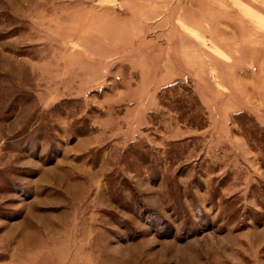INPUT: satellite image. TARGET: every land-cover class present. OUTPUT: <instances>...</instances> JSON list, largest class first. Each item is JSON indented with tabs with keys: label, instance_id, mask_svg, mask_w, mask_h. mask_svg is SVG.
<instances>
[{
	"label": "rangeland",
	"instance_id": "rangeland-1",
	"mask_svg": "<svg viewBox=\"0 0 264 264\" xmlns=\"http://www.w3.org/2000/svg\"><path fill=\"white\" fill-rule=\"evenodd\" d=\"M0 264H264V0H0Z\"/></svg>",
	"mask_w": 264,
	"mask_h": 264
}]
</instances>
